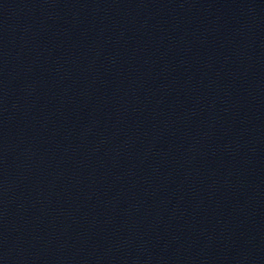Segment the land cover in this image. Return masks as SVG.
I'll use <instances>...</instances> for the list:
<instances>
[{"label":"water","instance_id":"1","mask_svg":"<svg viewBox=\"0 0 264 264\" xmlns=\"http://www.w3.org/2000/svg\"><path fill=\"white\" fill-rule=\"evenodd\" d=\"M0 264H264V0H0Z\"/></svg>","mask_w":264,"mask_h":264}]
</instances>
